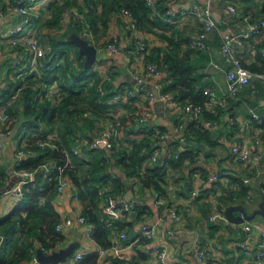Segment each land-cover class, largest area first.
<instances>
[{"label": "crops", "instance_id": "obj_1", "mask_svg": "<svg viewBox=\"0 0 264 264\" xmlns=\"http://www.w3.org/2000/svg\"><path fill=\"white\" fill-rule=\"evenodd\" d=\"M13 1L0 0V7L6 12V15L0 17V30L20 21L19 15L7 10L8 5ZM39 1L41 4L37 10L44 23L49 24L42 25L44 28L46 26L48 28L53 27L51 24L57 18L56 6L66 5L77 7L80 10L82 7H88L87 2L85 4L86 0ZM167 1L168 5H173L174 9L179 11L192 3L209 4L220 29L209 35L207 49H191L187 46V40L201 28V23L192 17H189L188 20L177 19L174 21L179 31L184 35L181 45L176 49L175 58L178 61L184 58V63L181 65L184 66L182 68L184 77H188L187 80L192 81L195 91L189 92L183 97L181 90L185 89V86L183 88L180 84L176 88L170 87L175 81L166 70L159 68L156 73L148 71V65L154 63L148 58L153 48H160L163 52H169L172 45H169L167 40L160 35L144 33L140 29L141 33L139 32V34L149 36L147 38L151 42L152 50L150 48L147 53H139L137 51L138 34L131 32L121 17H111L107 29L103 30L102 24L99 23L100 29L93 32L94 34L91 32L93 38L90 41L98 48L93 77H100L98 66L99 63H104L108 66L112 81L118 85L120 91L133 87L127 78L132 76L134 72H140L147 83L158 89L160 93H170L173 100L180 105L194 101V97L202 98L204 94L209 98L210 93L217 101L226 98V103L224 105L211 104L207 107L208 112L198 119H193L180 108L170 106L168 102L154 103L147 96L149 90L153 89L145 88L140 92V96L131 97L129 100H124L115 105L109 103V109L101 112V122L95 123V128L89 131L90 135L94 133L98 135L97 133L101 129L106 130L108 118L125 119L136 111H143L146 108L154 110L150 121L142 127L148 131L147 136L151 142L159 144L161 159L157 162L150 160L148 163L150 167L158 166L160 168L159 172L163 179L161 181L162 196L167 201L168 206L176 209L181 215V220L168 216L164 206L159 207L157 205L155 191L152 187H143L142 189L138 184L133 187L130 184L133 177L127 179L125 192L122 196L116 197L128 199L131 189L135 196L142 198L138 204L145 206L140 218L136 220L130 218L134 222L133 227L124 229L127 232V238L124 239V244L128 246L127 253L133 264H161L159 254L153 249V246L166 243L168 246L167 261L172 263L257 264L255 261L257 242L259 241L260 230L264 229V216L257 215L244 223H234L227 219L225 211L229 205L242 203L246 210L251 212L258 207L262 200L264 192V122L259 123L253 113L264 116V82L259 77L253 76L251 84L239 89L234 96L228 95L225 73L222 69L214 67L212 62H219L223 69L230 66L221 57L222 32L229 26L235 32L243 33L248 26L247 16L252 19L264 18V0H180L175 3H171L172 0ZM229 4L236 6L237 14L227 15L226 8ZM93 7L96 10L94 17L99 20V14L102 11L101 2ZM89 8L87 9L89 10ZM74 23L76 22L70 20L66 31L77 32L71 28L72 25L76 27ZM155 30L166 36L172 33L170 27L161 29L156 26ZM80 34L82 35V32ZM113 37H116L119 46V51L116 53L105 47ZM56 38L58 37L56 36ZM3 42L0 45L7 48L5 41ZM237 49L243 64L251 72L259 73L264 70V30L257 36L251 37L244 47L237 45ZM8 62L7 57H0V95L3 96L7 95L6 87L9 84L17 83L15 78L17 70ZM47 65L39 72H34L28 76V87L33 90L32 102L34 104L50 103L46 100L36 99V87L50 84L46 80V75L47 70H51V63ZM87 93L90 104L94 94L92 91ZM196 98L194 99L198 102ZM220 110L221 113L218 112ZM211 111L214 115L210 114ZM245 120L249 121L250 127L245 126ZM180 124H184V127L178 130ZM54 130L48 134L51 139L57 137ZM103 131L100 133L102 134ZM17 132V126L13 124L12 134L7 140V148L0 151L2 162L14 165L16 158L18 159L15 152L18 142L23 141L24 143L36 135L33 131L31 135L18 136L16 135ZM162 132L168 133L169 137L166 140L155 139L156 134ZM183 135L187 138L185 145L179 141ZM136 137L141 139L143 135ZM257 139L260 140V145L257 144ZM234 142L248 144L253 159L244 163L237 161L231 152V145ZM128 147L130 146L128 145ZM259 149L262 150L263 157L261 160H255V154ZM178 150L181 151V155L185 152L186 156L182 159L181 157L176 158L175 153ZM114 162L115 160H113L112 170L125 179L124 171ZM214 173H219L223 177L217 183H210L208 178ZM247 177L252 180V185L243 193L242 186ZM23 179L24 176L21 173L13 170L5 187L0 190V219L8 215L19 202V199L6 192L14 188ZM241 181L244 183L243 185ZM250 191L251 197H248ZM53 203L61 219L75 218L83 210L81 203L73 200L71 189H68L62 196L55 195ZM188 207L191 208L190 212L186 209ZM216 211L218 213L215 219L211 221L209 216ZM132 215L134 216L135 212ZM162 217L164 220H161ZM143 222L158 223V234L153 242L140 237ZM171 230L181 232L180 237L177 238L170 234L169 231ZM80 232L82 233V244L76 250L83 252L84 255L97 251L99 245L93 238H87L83 235V229L77 222L65 229L63 240L56 248L67 246L76 240ZM198 240L206 244L208 248L207 260L204 262L197 259L193 249L194 242ZM38 246L40 245L37 244ZM31 261L28 264H31ZM106 264L123 263L119 260H110Z\"/></svg>", "mask_w": 264, "mask_h": 264}, {"label": "trees", "instance_id": "obj_2", "mask_svg": "<svg viewBox=\"0 0 264 264\" xmlns=\"http://www.w3.org/2000/svg\"><path fill=\"white\" fill-rule=\"evenodd\" d=\"M86 2L90 8L85 13V19L79 20L74 16L71 17V21L76 22L74 23L76 27L73 25L71 27L73 30L79 33H83L85 29H89L92 33L97 32L100 29L99 23L105 30L109 25L112 10L126 7L134 14L138 27L144 33H156L165 38L169 45H172L169 52H163L160 48L152 50L150 47L152 52L148 57L149 61L166 70L175 81L170 87L176 88L180 84L183 88L185 86V89L181 90L183 97L189 92L195 91L192 81L187 80L188 77H184V70H182L184 66H181L184 63V58L180 61L175 58L176 49L181 45L184 35L179 31L177 24L168 19L167 11L170 8L168 1H159L157 13L152 12L145 0H86L85 4ZM99 2L102 4V11L99 14V20H97L94 17L96 10L93 6ZM66 7L71 6H56L57 18L52 24L59 25L62 11ZM81 11H84L83 7ZM156 26L161 29L172 28L171 35L159 34L155 30ZM70 34L71 30H68L62 37L53 38L52 45H50L51 50L47 54L48 58L53 57L52 60L56 57L64 58V62L59 66L53 65L51 61V70H47L46 75L48 83L57 81L60 86L62 84V89L67 93V96L58 105L47 102L34 104L32 102L33 90L29 87L14 102L9 100L11 91L7 90L6 96L0 95V102L6 104L12 117L15 112L17 113L18 118L15 122L13 121L18 128L16 135L19 136V131L22 128L36 133L28 141L18 142L15 152H24L26 155L21 159L16 158L14 165L0 160V190L5 187L13 170L18 173L42 171L39 179H34L24 185L23 198L19 199L18 204L8 215L0 219V236L2 238L0 264H28L36 253L37 244L44 250H54L63 240V233L56 229L61 218L53 203L58 184L57 173H46L42 170L41 166L44 163L60 164L64 163L67 158L70 159L65 174L71 179L75 192L79 196L82 213L94 226L92 238L99 246H109L114 234L124 229H131L134 222L130 218L134 220L140 218L145 209L144 205L138 204L134 208V216L128 214L121 219H109L104 212L103 199L100 195L102 186L110 185L114 195L122 196L126 189L127 179L133 177V181H130L133 187L135 184L140 185L142 189L143 187H152L154 191L163 194L160 168L158 166L150 167L148 163L154 149L159 144L152 143L147 136L148 131L134 123L133 114L125 119H120L121 125L118 128V134L107 136V145L99 144L92 147L95 138H101L100 131L103 130L101 129L97 133L98 135L95 133L90 135L89 131L95 128V123L101 122V112L110 107L108 100L120 90H118V85L111 80L105 83L106 92L101 95L96 89L101 80L100 77L95 78L91 88H87L85 83H82L89 78L84 63L80 67L81 73L76 75L74 73L75 66L68 58L69 52L72 50L57 51L60 41L65 39L72 43L67 40ZM78 54L81 56L80 52ZM88 74H92L91 77H93V73ZM70 78L74 85L68 84ZM16 84L18 82H13L11 86ZM91 91L94 95L89 104L87 92ZM194 98L193 102H196ZM196 99L204 104L209 98L204 94L202 98ZM12 109H15V112ZM206 112H208L207 108L203 114ZM218 112L221 113V110ZM86 113L87 115H85ZM210 114L214 115L212 111ZM41 122L45 123L43 132L40 131ZM54 129L57 130V137L51 139L48 134ZM22 135L25 136V134ZM138 135H143V138L138 139L136 137ZM41 141H49L55 144V147H43L39 144ZM117 141L121 142L119 148L116 145ZM23 144L24 146H22ZM77 147L81 149L82 155L75 153ZM184 156H186L185 152L180 156L181 159ZM113 160H115V165L124 171L125 179L112 170ZM242 188L245 193L249 186L245 183ZM97 258L96 251L86 253L74 264H97Z\"/></svg>", "mask_w": 264, "mask_h": 264}, {"label": "built area", "instance_id": "obj_3", "mask_svg": "<svg viewBox=\"0 0 264 264\" xmlns=\"http://www.w3.org/2000/svg\"><path fill=\"white\" fill-rule=\"evenodd\" d=\"M147 5L150 7L153 13H157L158 4L160 0H145ZM180 0H172L171 3H175ZM39 0H15L13 3H10L7 7V10L20 16V21L16 24L9 25L8 27L0 30V43H4L7 48L0 45V57H7L9 64L12 67H15L17 73L15 78L17 79L18 84L11 86L9 84L6 89L11 91L10 102H14L20 95H22L29 86L28 76L34 72H39L45 65L52 64L59 66L64 62L63 57H57L52 62L53 57L48 58V52L50 51V46L47 45L42 31L44 25V20L38 12L40 6ZM170 8L167 11V16L169 21L174 22L177 19L188 20L189 17L196 18L201 23V28L187 40V46L191 49H207V39L209 35L215 31L220 30L217 24V21L213 15V11L209 4H200L192 3L187 8L179 11L174 9L173 5H169ZM88 12L87 8H84V11H81L77 7H66L61 14L60 23L54 29H50L51 33L55 37H61L62 33L66 30L68 23L71 20V17L74 16L79 20L85 19V13ZM237 8L233 4L227 5L226 13L227 15L237 14ZM6 15L5 10L0 7V17ZM112 18L121 17L124 22H126L129 30L137 36V51L139 53H147L150 50L151 42L149 41V36L139 34L140 28L138 27L134 14L126 7L116 8L111 12ZM248 26L246 31L243 33L235 32L231 27H227L222 32V44L220 48L221 57L223 60L229 63V67L223 69L219 62L213 61L212 65L216 68L222 69L225 73L227 86L226 91L228 95L234 96L237 94L238 90L244 87L245 85L252 83V77H259L264 82V71L259 73L251 72L242 61L241 56L238 54L237 45L242 47L245 46L251 37L257 36L264 30V18L261 19H252L250 16L246 17ZM61 34V35H60ZM89 41L92 40L93 36L89 29H85L82 33ZM177 38V37H176ZM91 42V41H90ZM4 44V45H5ZM109 51L116 53L119 51V46L117 43L116 37H113L105 46ZM68 58L72 61L73 66L77 68L79 63L77 57L73 51L69 52ZM98 71L100 73V82L97 86V91L104 95L106 92L105 83L112 80L111 72L109 71L108 66L104 63H99ZM148 71L156 73L159 71V67L156 63H150L148 65ZM132 77L137 79L139 83H147L144 76L140 72L132 73ZM15 79V80H16ZM150 84V83H149ZM151 85V84H150ZM154 87L151 85V88ZM145 89V88H144ZM37 94L36 99L46 100L51 104L58 105L66 96L67 93L62 89L57 81L50 83L49 85H42L36 87ZM142 90L138 89L133 85L120 91L113 95L112 98L108 100L110 104H119L124 100H129L131 97L140 96ZM147 96L151 98L154 103L168 102L170 106L174 108H180L186 115H189L193 119H198L203 115L205 108L211 104H221L226 103V98H223L219 101L213 98L212 93H210L209 99L203 104L200 102H187L183 105H180L177 101L173 100L170 93L164 92L160 93L158 90V95L154 90H149ZM154 113L153 109L146 108L143 111H136L133 114V120L136 125H145L150 121ZM87 115V113L85 114ZM253 116L258 120L259 123L264 122V116H259L256 113H253ZM13 117L8 112L6 104L0 102V151H4L7 148V140L12 134L13 127ZM246 127H250L248 120L244 121ZM40 131L45 130V124L40 123ZM121 125V120L118 118L109 119L106 123V130L100 135L101 138L95 139L92 143V147L98 146L99 144L107 145V136L118 134V128ZM184 124L178 126V130L183 129ZM169 137V134L162 132L156 134V138L166 140ZM180 143L185 145L187 143V138L183 135L179 139ZM41 146H50L55 147V144L49 141H41L39 143ZM257 144L260 145V140L257 139ZM104 145V146H105ZM116 145L121 147V142L117 141ZM231 152L233 157L240 162H249L253 159V155L250 151L248 144L245 142H234L231 145ZM75 153L82 155L80 148L75 149ZM26 154L24 152H18L17 157L21 159ZM181 151L178 150L175 153L176 158H180ZM263 157L262 150L259 149L256 152L254 159L261 160ZM161 159L160 149L158 146L154 149L150 160L152 162H157ZM70 163V159L67 158L64 163L52 164L44 163L41 166V169L46 173L56 172L58 178L57 191L56 195L62 196L68 189L72 190V198L76 202H80L78 194L75 192L74 185L71 179L65 174V170ZM36 171L32 172H21V175L24 176V179L19 181L17 185L8 190L6 193L11 196L22 199L24 196V185L32 180H34V175ZM222 175L219 173H214L209 176L210 183H217L222 179ZM245 183L251 188L252 180L250 178L244 179ZM100 195L102 197V204L104 207V212L107 214L108 218L111 220L121 219L128 214H132L135 208L134 201L130 198L128 199H118L116 195L112 192V187L110 185H104L100 189ZM248 197H251V191L248 194ZM156 203L159 207H163L167 211V215L171 216L173 219L181 220V215L176 209H173L168 206L167 201L162 196L159 191H155ZM189 212L191 208H186ZM212 213L209 216V219L213 221L216 217V214ZM160 220V219H159ZM164 220V217L161 218ZM160 220V221H161ZM77 222L83 229V235L87 238H92L93 224L88 222L86 216L81 212L75 218L66 217L61 219L56 229L59 232H64L66 228L72 226ZM244 223V222H243ZM158 223L143 222L141 224V233L140 237L146 239L149 242H153L158 234ZM175 237H180L179 231L174 232L173 230L169 231ZM127 238V232L122 230L118 234L111 237V244L109 246H99L97 249V264H106L110 260H119L123 264H133L129 254L127 253L128 246L124 244V239ZM241 245H243L241 243ZM43 249V248H42ZM58 249V248H56ZM153 249L158 252L160 257L161 264H180L177 262L167 261L168 256V246L166 243H159L153 246ZM193 249L196 254L197 259L204 262L207 260L208 248L206 244H203L201 241H195L193 244ZM55 250V249H54ZM45 253H51L53 250H44ZM84 253L78 250L68 257L66 263L59 262L58 264H74L76 261L80 260L83 257ZM255 261L257 264H264V229H261L259 232V241L257 242V251L255 256ZM31 264H40L35 254L32 258Z\"/></svg>", "mask_w": 264, "mask_h": 264}, {"label": "water", "instance_id": "obj_4", "mask_svg": "<svg viewBox=\"0 0 264 264\" xmlns=\"http://www.w3.org/2000/svg\"><path fill=\"white\" fill-rule=\"evenodd\" d=\"M67 40L75 44L79 48L81 55L85 56V68L90 69L95 64L98 57V48L95 44L90 42L86 37L81 35L78 32H72ZM127 81L132 83L135 87L140 90L144 88H151L149 83H139L137 79L132 76H128ZM156 95H158V89L153 88ZM103 146L105 144H102ZM42 174V171H37L34 175V179H39ZM128 198L134 201L135 206L138 205L139 201L142 200L141 197L134 195L133 191L129 190ZM134 212V211H133ZM226 217L230 222L234 223H243L246 220H251L257 215L264 216V192L262 194V200L260 201L257 208L251 212L247 211L242 203L229 205L225 211ZM82 233L80 232L76 240L69 243L67 246L61 247L59 249L53 250L51 253H45L41 246H38L36 249V255L40 264H58L59 262L66 263L68 257L71 256L77 248L81 246ZM0 236V243H1Z\"/></svg>", "mask_w": 264, "mask_h": 264}, {"label": "rangeland", "instance_id": "obj_5", "mask_svg": "<svg viewBox=\"0 0 264 264\" xmlns=\"http://www.w3.org/2000/svg\"><path fill=\"white\" fill-rule=\"evenodd\" d=\"M88 8V7H87ZM44 24H48L47 22L46 23H44ZM51 24V23H50ZM49 25V24H48ZM51 25H53V27H50L51 29L52 28H55V27H57L58 25L56 24V25H54V24H51ZM50 28H48L47 26H46V28H44L43 27V31H42V34H43V37H44V39H45V41H46V43H47V45H52V42H53V38H56L55 37V35L53 34V33H51L50 31ZM66 32V30L63 32V33H65ZM64 35V34H63ZM62 35V36H63ZM61 36V37H62ZM69 50H72L74 53H75V55H76V57H77V61H78V63H79V66L77 67V68H75V71H74V73H76V75H78V74H80L81 73V71H82V69L80 68L82 65H83V63H85V56L84 55H79L78 54V52H79V48L75 45V44H73V43H69L68 41H66L65 39H64V41H60L59 42V44H58V46H57V51H69ZM93 69H94V65H93V67H91L90 69H86L88 72L86 73L87 75H88V77L89 78H87L88 80L86 81V82H82L83 84L85 83V85H86V87L87 88H91V86L94 84V82H95V77H91V75L92 74H88V73H93ZM85 74V75H86ZM68 84L70 83L71 85L73 84L72 82H71V78L70 79H68ZM46 82V81H45ZM81 83V84H82ZM74 85V84H73ZM61 86H62V84H61ZM96 89H97V87H96ZM12 111L13 112H15V109H12ZM17 118H18V116H17V113L15 112L14 113V115H13V121L15 122L16 120H17ZM14 124V123H13ZM28 130V131H27ZM56 133H57V130L55 129L54 130ZM33 132V131H32ZM32 132L29 130V129H27V128H22V130H20L19 131V135H22V134H26L25 136H28V135H31L32 134Z\"/></svg>", "mask_w": 264, "mask_h": 264}]
</instances>
